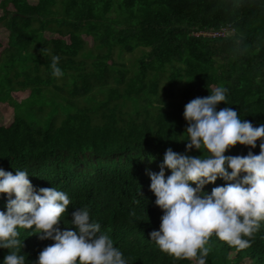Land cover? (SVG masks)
<instances>
[{"label": "trees", "instance_id": "16d2710c", "mask_svg": "<svg viewBox=\"0 0 264 264\" xmlns=\"http://www.w3.org/2000/svg\"><path fill=\"white\" fill-rule=\"evenodd\" d=\"M0 9V103L13 108L0 123V167L65 191L61 228H75L71 212L87 206L129 264H195L150 240L163 210L145 170L159 171L168 147L184 152V105L213 87L227 89L217 109L264 123V0H0ZM222 27L223 36L197 34ZM125 52L138 56L126 65ZM250 147L237 142L225 154ZM34 231L18 228L25 264L54 243ZM247 239L240 249L213 233L206 264H264V221ZM8 251L0 248V260Z\"/></svg>", "mask_w": 264, "mask_h": 264}, {"label": "clouds", "instance_id": "9594fccd", "mask_svg": "<svg viewBox=\"0 0 264 264\" xmlns=\"http://www.w3.org/2000/svg\"><path fill=\"white\" fill-rule=\"evenodd\" d=\"M58 59L52 57L53 75L61 71ZM226 92L223 86L213 87L210 94L187 102L184 152L168 147L159 171L145 170L155 204L163 210L150 240L171 256L195 258V264H206V244L213 233L242 249L264 221V123L254 126L231 107L217 109L218 102L226 101ZM257 138L258 154L252 150ZM237 142L251 146L247 154H225ZM194 148L207 154H189ZM166 169H170L167 175ZM28 177L26 169L13 173L0 167V193L7 197L6 211L0 209V248L9 249L0 264H25L18 251V228L33 226L40 239L54 243L45 246L32 264H129L87 206L71 212L67 224L75 228H61L59 222L66 223L62 217L70 204L68 194L54 186L33 185ZM218 177L225 183L207 191L204 186Z\"/></svg>", "mask_w": 264, "mask_h": 264}, {"label": "rangeland", "instance_id": "374dc122", "mask_svg": "<svg viewBox=\"0 0 264 264\" xmlns=\"http://www.w3.org/2000/svg\"><path fill=\"white\" fill-rule=\"evenodd\" d=\"M33 1H35V0H33ZM0 12H1V9H0ZM47 35L50 36V33H47ZM0 41H2L4 44H6V41H7V32L4 31L1 27H0ZM137 56H138V52H134V53L125 52L123 54L122 60L126 63V65H129L132 63V61ZM165 86L166 85L163 83V81H161L160 87H159L160 94L164 93V87ZM26 91L27 90L17 91L14 93V96H16L17 99L21 100L26 96V94H27ZM12 116H13V108L9 105L0 103V123H9L12 119Z\"/></svg>", "mask_w": 264, "mask_h": 264}, {"label": "built area", "instance_id": "2783aa9c", "mask_svg": "<svg viewBox=\"0 0 264 264\" xmlns=\"http://www.w3.org/2000/svg\"><path fill=\"white\" fill-rule=\"evenodd\" d=\"M210 35V36H223L228 33V27H222L220 29H210V30H202L197 32V34Z\"/></svg>", "mask_w": 264, "mask_h": 264}]
</instances>
